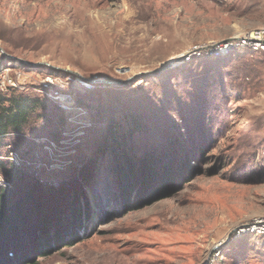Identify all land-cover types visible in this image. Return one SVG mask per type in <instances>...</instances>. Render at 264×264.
Returning <instances> with one entry per match:
<instances>
[{
	"label": "rangeland",
	"instance_id": "rangeland-1",
	"mask_svg": "<svg viewBox=\"0 0 264 264\" xmlns=\"http://www.w3.org/2000/svg\"><path fill=\"white\" fill-rule=\"evenodd\" d=\"M259 28L264 0H0L4 54L97 80L65 111L33 90L0 93L39 100L21 133L0 139V183L12 166L84 192L76 242L39 264H264V237L228 239L264 218V55L181 61ZM108 135L138 157L185 155L187 181L125 209Z\"/></svg>",
	"mask_w": 264,
	"mask_h": 264
},
{
	"label": "trees",
	"instance_id": "trees-1",
	"mask_svg": "<svg viewBox=\"0 0 264 264\" xmlns=\"http://www.w3.org/2000/svg\"><path fill=\"white\" fill-rule=\"evenodd\" d=\"M38 108V99L0 97V139L21 133ZM106 139L103 152L110 154L115 165L125 209H137L147 199L170 196L176 191L174 184L185 183L190 175L185 155L178 161L172 158L173 150L162 154H167L166 160L153 152L138 157L126 142L111 135ZM4 175L5 186H0V264H39V258L52 249L76 242L85 210L79 205L84 192L75 180L69 181L74 190L68 195L65 184L46 188L36 174L23 169L10 166ZM80 177L87 179L86 169L74 178Z\"/></svg>",
	"mask_w": 264,
	"mask_h": 264
},
{
	"label": "built area",
	"instance_id": "built-area-1",
	"mask_svg": "<svg viewBox=\"0 0 264 264\" xmlns=\"http://www.w3.org/2000/svg\"><path fill=\"white\" fill-rule=\"evenodd\" d=\"M240 50L260 52L264 55V29H254L221 42L199 43L185 50L181 61L189 64ZM4 60H6L5 64L0 63L1 94L9 92L23 93L33 90L53 101L64 111L72 104L77 91L84 92L86 89H92L97 82V80H94L96 78L88 79L80 74H74V72H57L54 69L52 73H42L39 67H30L25 63L7 58ZM45 68L53 69L50 65L45 66ZM0 186H5L4 180L0 183ZM247 233H251L256 237H264V218H257L251 224L241 226L233 237Z\"/></svg>",
	"mask_w": 264,
	"mask_h": 264
},
{
	"label": "water",
	"instance_id": "water-1",
	"mask_svg": "<svg viewBox=\"0 0 264 264\" xmlns=\"http://www.w3.org/2000/svg\"><path fill=\"white\" fill-rule=\"evenodd\" d=\"M229 40V39H228ZM0 53L1 54H3L4 56H5V58H7V59H11V60H15V61H17V62H21V63H25V64H27V65H29L30 67H34V68H36V67H45V66H48V64H45V63H28V62H26V61H24V60H20V59H18V58H15V57H12V56H10V55H8V54H4V52L0 49ZM57 70H59V71H61V72H70L71 73V71H69V70H64V69H57ZM74 74H77V73H74ZM237 230H234L233 232H231L230 234H229V236H228V239L231 237V236H233V234L236 232Z\"/></svg>",
	"mask_w": 264,
	"mask_h": 264
}]
</instances>
